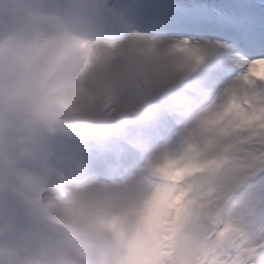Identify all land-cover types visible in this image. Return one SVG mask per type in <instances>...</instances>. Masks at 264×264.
I'll list each match as a JSON object with an SVG mask.
<instances>
[{
	"label": "snow or ice",
	"instance_id": "snow-or-ice-1",
	"mask_svg": "<svg viewBox=\"0 0 264 264\" xmlns=\"http://www.w3.org/2000/svg\"><path fill=\"white\" fill-rule=\"evenodd\" d=\"M103 12L96 49L104 59L124 41L126 54L101 66L111 98L84 115L104 143L67 193L115 217L150 200L153 227L192 240L198 264H264V2L109 0ZM133 93L148 108L135 119Z\"/></svg>",
	"mask_w": 264,
	"mask_h": 264
},
{
	"label": "clouds",
	"instance_id": "clouds-1",
	"mask_svg": "<svg viewBox=\"0 0 264 264\" xmlns=\"http://www.w3.org/2000/svg\"><path fill=\"white\" fill-rule=\"evenodd\" d=\"M108 2L0 0V264H198L192 240L153 227L150 200L115 217L67 193L87 167L61 144L105 138L84 113L111 98L101 66L126 54L124 41L104 59L95 47ZM126 103V118L148 111ZM171 111L184 118L186 101Z\"/></svg>",
	"mask_w": 264,
	"mask_h": 264
},
{
	"label": "rangeland",
	"instance_id": "rangeland-1",
	"mask_svg": "<svg viewBox=\"0 0 264 264\" xmlns=\"http://www.w3.org/2000/svg\"><path fill=\"white\" fill-rule=\"evenodd\" d=\"M197 2L200 3H216V4H227V3H241V2H251V3H259L264 2V0H197ZM104 141L99 138L90 139L84 142H67L62 143L61 146H64L62 148L63 151L76 156L80 161L84 163V165L89 168L92 171H95L93 165H94V159H95V149L98 144H102ZM73 144V145H72ZM77 149H82L84 153H82L81 157L76 155ZM70 181L74 182L73 178H69ZM58 190L61 191L60 185L57 184ZM7 211H12L13 207L12 205H8Z\"/></svg>",
	"mask_w": 264,
	"mask_h": 264
},
{
	"label": "trees",
	"instance_id": "trees-1",
	"mask_svg": "<svg viewBox=\"0 0 264 264\" xmlns=\"http://www.w3.org/2000/svg\"><path fill=\"white\" fill-rule=\"evenodd\" d=\"M72 145H73V144H72ZM81 152H84V151H82V149H80V150H79V149H77V151H76V153H75V154H78V153L80 154Z\"/></svg>",
	"mask_w": 264,
	"mask_h": 264
}]
</instances>
